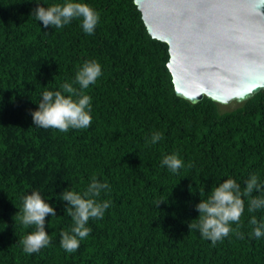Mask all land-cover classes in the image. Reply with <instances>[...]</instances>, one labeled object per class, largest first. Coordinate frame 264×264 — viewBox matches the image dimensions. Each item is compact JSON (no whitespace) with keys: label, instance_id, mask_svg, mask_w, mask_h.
Listing matches in <instances>:
<instances>
[{"label":"trees","instance_id":"trees-1","mask_svg":"<svg viewBox=\"0 0 264 264\" xmlns=\"http://www.w3.org/2000/svg\"><path fill=\"white\" fill-rule=\"evenodd\" d=\"M76 2L99 13L91 35L79 19L44 29L29 15L34 0H0V264H264V236L252 237L249 224L252 216L264 223V209L249 213L247 198L242 239L233 232L213 246L187 227L198 216L193 206L222 180L241 188L252 174L264 181V89L225 110L205 96L190 102L174 92L166 43L148 34L133 0ZM86 60L102 67L84 90L92 98L90 127L33 125L30 110L41 93L68 96L65 82L79 89L75 74ZM156 131L163 139L151 144ZM174 153L185 165L177 173L161 166ZM93 175L110 185L98 200L111 206L89 220V236L67 253L60 233L72 218L60 195L82 193ZM32 191L57 215L46 216L50 245L28 255L19 239L33 229L13 217ZM161 198L168 203L158 208Z\"/></svg>","mask_w":264,"mask_h":264},{"label":"clouds","instance_id":"clouds-1","mask_svg":"<svg viewBox=\"0 0 264 264\" xmlns=\"http://www.w3.org/2000/svg\"><path fill=\"white\" fill-rule=\"evenodd\" d=\"M31 3L33 0H27ZM35 6L30 11V16H35L44 29H62L73 19L81 21L82 30L86 34H93L99 23V13L87 3L76 0H64L45 6L43 0H34ZM102 75V67L96 60H86L75 74L74 83L65 82L61 85L62 91H43L36 109L30 110L32 124L44 129H57L67 132L69 129H87L92 123L91 96L84 94L90 85L96 84ZM73 96L76 99H73ZM163 139L159 131L153 132L150 143L156 144ZM161 166L167 167L172 173H177L183 168L184 162L178 154L165 155ZM194 165L189 162L188 167ZM191 188V185H189ZM110 190L107 182H101L95 175L92 176L88 187L82 192L62 191L60 200L65 201L64 212L72 218V225L68 230L60 233V246L67 253H74L80 246V241L87 238L91 232L88 227L90 219H102L105 211L111 206L109 200L100 201L98 198L103 191ZM256 193V195H254ZM203 192H201V195ZM245 198L248 200L249 213L264 209V181L257 174L250 175L244 186L235 179L227 178L217 186L212 187L207 199H200L193 207L198 212L196 222H188V230H198L201 237L210 240L215 246L218 241L235 233L242 239L239 231L241 216L245 211ZM22 207L14 214V221L19 220L25 229H33L19 239L22 251L32 255L39 253L51 243V237L46 231V216H56L53 205L46 202L38 191H32L21 197ZM159 208L161 203H168V198H161L154 202ZM237 225L233 228L232 225ZM249 224L253 226L250 235L256 239L264 236V223H259L256 216H252Z\"/></svg>","mask_w":264,"mask_h":264},{"label":"water","instance_id":"water-1","mask_svg":"<svg viewBox=\"0 0 264 264\" xmlns=\"http://www.w3.org/2000/svg\"><path fill=\"white\" fill-rule=\"evenodd\" d=\"M166 43L174 92L240 102L264 89V0H133Z\"/></svg>","mask_w":264,"mask_h":264},{"label":"rangeland","instance_id":"rangeland-1","mask_svg":"<svg viewBox=\"0 0 264 264\" xmlns=\"http://www.w3.org/2000/svg\"><path fill=\"white\" fill-rule=\"evenodd\" d=\"M239 102L235 101V100H230L227 103H223V104H219V108L221 110H225V109H229L234 107L235 105H237Z\"/></svg>","mask_w":264,"mask_h":264}]
</instances>
